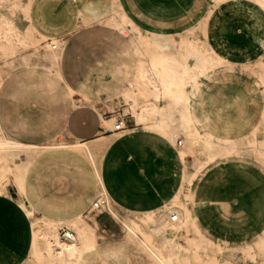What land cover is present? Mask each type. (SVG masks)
I'll return each instance as SVG.
<instances>
[{"label":"rangeland","instance_id":"rangeland-1","mask_svg":"<svg viewBox=\"0 0 264 264\" xmlns=\"http://www.w3.org/2000/svg\"><path fill=\"white\" fill-rule=\"evenodd\" d=\"M39 1L38 21L48 22L59 32L72 26L74 6L70 0ZM135 1L123 0L144 35L155 29L173 34L178 47L179 34L185 31V26L200 22L204 40L213 54L221 58L218 71L225 77L211 80L206 91L203 89L204 107H197V112L208 114L211 121L206 128L209 130L210 126L213 134L230 138L239 146V152L218 160L209 159L206 150H197L198 159L204 165L194 180L201 196L193 205L201 227L212 241L225 246V255L236 264H260L263 252L259 241L264 238V158L261 157L264 152V18L255 14V10L261 11V7L254 0L239 3L236 0ZM37 11L33 10L34 15ZM92 28L102 35L110 33L121 44L130 46L127 51H114L108 59L96 62L86 72L83 83L87 90L84 92L96 95L91 98L105 116L113 115L115 121L118 116H124L125 128H136V132L119 138L103 137L112 132H102L90 143L96 148L97 159L119 210L138 218L150 210L165 208L180 189L183 164L160 135L144 132L136 125L126 111L123 97L116 96L119 87L126 85L136 72L139 56L129 39L111 33L104 23L78 31L75 36ZM198 34L199 30L195 29L189 35L197 37ZM0 72L3 73L1 66ZM73 99L81 104L76 96ZM63 139L68 143L75 140L72 136ZM254 139L261 141L258 146L251 143ZM178 140L183 139L175 140V145L181 146ZM184 163L193 169V157H187ZM1 181L5 190L0 193V264H25L30 255V222L19 209L20 195L11 175L5 172ZM89 188L98 193L86 161L70 158L63 162H39L36 166L34 163L27 181L28 194L36 204V217L51 207L59 208L62 216L69 212L86 217L98 244L85 264H150L142 251L124 242L119 223L106 211L100 212L101 208L94 210L83 202ZM64 227L69 228L60 227L61 236ZM69 229L74 236L73 229ZM214 249L207 247L203 251L211 254Z\"/></svg>","mask_w":264,"mask_h":264},{"label":"bare ground","instance_id":"bare-ground-1","mask_svg":"<svg viewBox=\"0 0 264 264\" xmlns=\"http://www.w3.org/2000/svg\"><path fill=\"white\" fill-rule=\"evenodd\" d=\"M70 1L74 6L73 24L59 32L52 29L48 22L37 20L40 16V11H37L39 0H0V66L3 68L0 86L14 72L32 66L51 69L64 78L62 64L70 37L100 23L108 25L111 33L128 38L134 53L139 56L135 74L126 85L119 87L116 96L123 97L126 111L142 131L160 135L173 148L176 159L183 164L180 189L172 195L165 208L150 210L143 216L133 218L119 210L116 197L111 193L97 159L96 148L90 143L92 139L81 140L72 136L74 142L68 143L63 139L71 136L67 132L46 142H26L8 132L0 121V193L5 190L1 178L8 172L20 195L19 207L30 221V255L25 264H85L87 256L97 250L98 242L86 217L79 213H65L62 216L56 207L36 217V204L27 191V181L34 163L36 166L39 162H63L68 158L86 161L98 187V193L94 191L95 187L89 188L83 202L91 206L95 198L103 195L108 203L100 212L106 211L119 223L124 232V242L142 251L150 264H236L225 255V246L207 236L190 205L191 186L204 165L198 159L197 150H206L209 159L218 160L239 152V146L230 138L213 134L210 126V131L206 128L211 121L208 114L197 112V107H204L203 89L209 87L211 80L225 77L222 71H218L221 58L213 54L204 40L200 22L185 26V31L179 34L177 47L173 34L155 29L144 35L128 13V5L125 6L123 0ZM239 1L236 0L237 3ZM254 1L261 7V11L255 10V14L264 18V0ZM195 29L199 30L198 36H190ZM47 32L56 36H49ZM49 38L57 42V49L50 48ZM257 41L261 43L259 38ZM69 88L72 98L76 96L81 104L86 102L97 110L103 129L112 132L103 137L119 138L122 134L136 132V128L114 131L116 121L113 115L105 116L90 96L80 94L72 85ZM73 104L76 106L78 102L73 99ZM179 137L183 139L181 146L175 145ZM260 142L258 139L251 141L257 146ZM187 157L194 160L191 170L184 163ZM261 157L264 158V152ZM173 214L177 215L175 220L171 219ZM93 221L97 223L95 218ZM64 225L75 232L72 238L66 239L59 234V228ZM259 245L263 252L260 264H264V238ZM207 247H215V252H204L203 249ZM232 256L235 257L233 252Z\"/></svg>","mask_w":264,"mask_h":264},{"label":"crops","instance_id":"crops-1","mask_svg":"<svg viewBox=\"0 0 264 264\" xmlns=\"http://www.w3.org/2000/svg\"><path fill=\"white\" fill-rule=\"evenodd\" d=\"M129 49L127 43L121 44L110 33L99 34L94 28L84 30L80 35H72L62 64L64 78L51 69L32 66L14 72L2 83V125L17 138L32 143L46 142L67 132L81 140L100 136L106 130L103 129L97 110L84 103L74 106L69 85L74 86L80 94L93 96L94 94L84 92L87 91L83 83L86 81V72L96 62L108 59V55L114 51L123 52ZM190 195L191 210L199 218L193 203L201 195L194 181ZM19 209L29 220L21 207ZM29 234L30 246L31 227Z\"/></svg>","mask_w":264,"mask_h":264},{"label":"built area","instance_id":"built-area-1","mask_svg":"<svg viewBox=\"0 0 264 264\" xmlns=\"http://www.w3.org/2000/svg\"><path fill=\"white\" fill-rule=\"evenodd\" d=\"M50 48L51 49H57L59 47V45L57 44V42H54L51 38H49L48 40ZM126 127V119L124 118V116H118L116 118V122H115V126H114V131H120L123 130ZM182 141L178 140L179 145H181ZM107 200L103 195H99L97 198H95L94 202L91 204V208L96 210L99 208H102L103 206L107 205ZM177 218L176 214H173L171 216L172 220H175ZM62 236L66 239H70L73 236V232L72 230H70L69 228H62V232H61Z\"/></svg>","mask_w":264,"mask_h":264}]
</instances>
